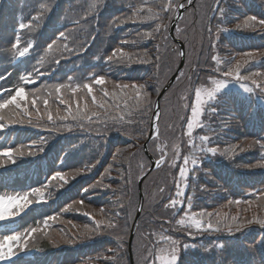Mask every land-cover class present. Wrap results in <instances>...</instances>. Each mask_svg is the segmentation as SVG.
Returning <instances> with one entry per match:
<instances>
[{"label":"trees","instance_id":"obj_1","mask_svg":"<svg viewBox=\"0 0 264 264\" xmlns=\"http://www.w3.org/2000/svg\"><path fill=\"white\" fill-rule=\"evenodd\" d=\"M158 0H151L148 4H154L151 7L146 8V12L142 14H137L136 20L143 22L144 25L140 26V29L135 32V37H131V44H134V46L138 45L139 47L135 49V51L127 53V57H124L125 61L133 62L137 61L140 62L145 58V51L148 52V54L152 57L154 53L157 51H160V49L163 47L162 44H167V33L162 29V27L165 25L166 22L170 20V12L166 13L165 10V3L163 4H157ZM163 7L164 10H161ZM150 8H154L153 12L150 11ZM148 17V18H145ZM159 25V29H157V26ZM151 33V35H148ZM151 40V43L147 45V42ZM138 41V42H136ZM133 47V46H128ZM172 58V57H171ZM171 58L167 57V63H166V69L171 68ZM155 60V56H154ZM125 73L130 72V70H124ZM157 69L154 70V72H148V75L146 77L140 78L142 75L138 73L137 71H134L132 74L133 79H135L136 84L134 85H140L145 84V89L143 91H146L148 95L144 97L141 93V97L138 99L136 92L129 87L128 89H121L115 87L117 84L112 83L110 86H107L106 92H108V96H101L97 98L98 101L103 100L106 104L105 112H104V121L106 122H121L125 123L126 126L124 132L130 133L131 129L136 126L138 132L136 136H131L133 139V142H142L145 138L146 131L144 130V125L148 124L150 113H151V103L153 100L154 95L157 94V90L159 87L164 83L166 80V74L163 70H159V73L157 74ZM158 83L160 85L158 86ZM62 99L58 98V101H61ZM97 108V106H95ZM50 114L54 117L59 119V116L66 115L65 110L61 102L53 101L50 106ZM45 107H41L40 110H35V113L42 117H47L45 114ZM118 118V120H117ZM117 145L113 146V149L111 150L108 161L115 158L120 157L121 160L123 156H126L127 153L130 152L132 144L125 143L123 141H118L116 143ZM114 163H111V165L108 168V173L111 168V166ZM105 166H103L102 170L100 171L99 177L103 174V170L105 169ZM102 187L108 188L109 183L107 177L103 178ZM95 215L99 216L102 220L108 218V214H102V213H94ZM73 220V221H72ZM85 226H87L88 229H91L93 231L98 230L95 224L90 223L86 220H82L77 217H73L70 219V223L68 224L67 230L73 229L77 231V237L81 238L84 236H89L90 232H85ZM124 227V225H123ZM92 232V231H91Z\"/></svg>","mask_w":264,"mask_h":264},{"label":"snow or ice","instance_id":"obj_2","mask_svg":"<svg viewBox=\"0 0 264 264\" xmlns=\"http://www.w3.org/2000/svg\"><path fill=\"white\" fill-rule=\"evenodd\" d=\"M192 0H189V3H191ZM170 7V5H169ZM217 8H219V4L217 3L216 5ZM161 10H164L163 7ZM145 18H148V17H145ZM129 19H132L131 17ZM248 21H252L253 24H256L258 23L259 25L261 26H264V19H260V20H257V17L255 16H251V17H248V20L245 22V25L247 26V23ZM121 24L125 23V21L121 20L120 21ZM21 29H23L25 27L24 24H20L19 26ZM237 28H240V25H237L236 26ZM157 29H159V25L157 26ZM226 29L223 28L221 29L219 27V25H217V34H216V40L218 41L219 39V34L221 31H225ZM177 31H179V29H177ZM208 32L209 34L211 35L212 34V29L209 28L208 29ZM61 37L65 36V33L61 32L59 34ZM148 35H151V33H149ZM13 48L17 49V51L19 52V55L20 56H24L28 51H29V48L31 47V45H29V47L27 48H24L23 50H20L17 46V44H13L12 45ZM52 45H49V48H51ZM212 47L215 48L216 47V42H213L212 43ZM117 51H119V49H117ZM116 55V53H113V55H110L108 57V60L109 61H112L113 60V57ZM124 57H127V53H123L122 54ZM145 55H147L145 53ZM248 55H251V54H248ZM264 55V54H262ZM157 67H159V61H160V57L157 56ZM212 59H216L215 56L212 57ZM253 59H255V57H253ZM145 63H147L148 61H143ZM249 61L248 60H245L243 64L241 63H237L236 65V71L238 72L240 68L244 67V64H248ZM181 75L183 76L184 74L181 73ZM226 76H231L233 75V71L230 69L229 72H227L225 74ZM255 76H258V77H264V73H256L254 74ZM0 79H2V77H0ZM21 79H24L23 77ZM179 79V77H178ZM240 79H248V77H240ZM254 83L257 84V87L261 88L262 90H264V83H261V82H258L256 80L253 81ZM95 83L98 84V85H103L105 83V80H104V77H97L95 79ZM60 87L62 86H58L56 88V91L59 92L60 91ZM84 88H86L88 90V94L91 95L92 92H93V89L90 85L88 84H85L83 86ZM115 87L117 88H121V89H128L129 87H131L135 92H136V95H137V98L139 99L141 97V93L144 97H146L148 95V93L146 91H143L145 89V84H140V85H128V84H123V85H116ZM225 87V84L223 82H221L220 84H218V86L212 91V92H208L207 95H208V98L209 99H213L214 98V95L216 93H218L221 89H223ZM245 91H251V89L245 87ZM108 92H105V96H108ZM200 90H197L196 92V96H197V101L199 102L200 100ZM26 100V93H25V89L23 87H17L15 89V94H9L7 96L6 99L3 100L2 103H0V109H4V108H8L10 106H14L15 108L17 109H21L22 108V105H21V101H24ZM61 103H64L63 100L60 101ZM93 102L95 103V97H93ZM47 103V102H45ZM32 107L33 108H37V104L35 101H33L32 103ZM99 107L101 108H106V104L104 102H101ZM192 113H193V118H198L199 116V108L198 107H193L192 109ZM45 114L47 115V119L48 121L50 122H54V117L47 112V109H45ZM94 115H99L98 113H94ZM30 116V113L28 112V110L26 108H24L21 112L18 113V118L15 119L13 122L14 123H18V124H24L25 123V118L29 117ZM69 117H71V119L73 120H82L85 118V114L82 113L79 109V107L75 110V111H72L71 108H68L67 110V115H63V116H59V119L60 120H66L68 119ZM37 118H39V115L37 113ZM5 117L0 114V121L4 120ZM157 119H159V117H157ZM28 123H32V120L31 119H28L27 120ZM33 126H36L35 124H33ZM82 126V125H81ZM0 127H4V125L0 124ZM60 127H67L68 130H71V125H61ZM191 129H192V120H189V133H191ZM52 131H56V130H59L55 127H53L51 129ZM119 130V129H118ZM203 140H208V137H203L202 138ZM43 142V141H42ZM191 143V141H190ZM254 143L256 144H259L261 149H264V143H261L260 141H254ZM193 149H195L197 146L195 144L192 145ZM201 152H204L205 149L204 148H200L199 149ZM207 152H210L212 153L213 155L216 154L217 152V149L216 148H208L206 150ZM227 152V154L229 156L233 155V153L235 152V146H233V148L231 149H227L225 150ZM241 151H243V149H241ZM34 153L32 152H29L28 155H33ZM0 156H3V157H7L9 160L13 161V153L11 150H5L4 152L0 153ZM198 159H201L200 157H193L191 159V163L192 165L195 167L197 166V162H198ZM189 163V160L188 158H185L184 160V164L185 166ZM257 165H254L253 167H256ZM259 167H264V164H260L258 165ZM180 176L181 177H186V167H181L180 168ZM60 179V180H64L65 183H67L66 179H65V176L62 175L60 172H56L55 174V177L54 179ZM93 187H95V185H93ZM184 191H185V188L184 187H181L180 184H177V191H176V196L179 197V196H183L184 194ZM0 200H4L5 201V198L4 197H0ZM8 201H17V202H21L24 207H22L20 210L16 211L14 210L11 215L14 217L16 215L19 214V212L23 211L24 209H27L30 204L32 203L31 201H29L27 199V197H23V198H8ZM188 206L191 207L192 206V197L189 196L188 197ZM177 203L176 200H173V204ZM231 203V201H230ZM239 203V202H237ZM118 215V213H117ZM202 217L203 216H207L209 218H211L213 216V213H201L200 214ZM7 218H9L7 215L3 216V217H0V221H4L6 220ZM193 220V225L194 227L197 229V230H200V231H216V232H219V231H222L224 228L227 229L228 233L231 234L233 233V226H232V223L231 222H227L225 223L222 219H217L215 221L211 220V219H208L207 223H203L200 219H194V218H190ZM238 219V217H233L232 218V221H236ZM253 221H247V223H252ZM256 223H259L260 226L264 227V219H260L258 221H255ZM100 223H103V221H101ZM180 223H184V221H180ZM109 227H117L118 225H114L112 223H109L108 225ZM99 227V226H98ZM244 225L243 224H238L236 227H235V231H240L241 228H243ZM37 231L36 228H33L30 230L31 233H35ZM93 230L91 229H88L87 226H85V232H91ZM28 232V230H26V233ZM21 237L19 235H11V236H5L3 241H0V258H3V257H6L8 256L10 253H11V247H10V243L11 241H16L18 239H20ZM64 243H67V244H72L75 242V239L74 238H67L65 237L64 238ZM174 244H176L177 246H175L173 248V251H172V257H171V261H170V264H175L176 260H177V253L179 252V247H178V244L177 242H173ZM5 244H9V247H8V251H5L4 250V247H5ZM189 245H185V247H188Z\"/></svg>","mask_w":264,"mask_h":264},{"label":"clouds","instance_id":"obj_3","mask_svg":"<svg viewBox=\"0 0 264 264\" xmlns=\"http://www.w3.org/2000/svg\"><path fill=\"white\" fill-rule=\"evenodd\" d=\"M24 205L17 201H7L0 200V217H3L14 210H20Z\"/></svg>","mask_w":264,"mask_h":264},{"label":"rangeland","instance_id":"obj_4","mask_svg":"<svg viewBox=\"0 0 264 264\" xmlns=\"http://www.w3.org/2000/svg\"><path fill=\"white\" fill-rule=\"evenodd\" d=\"M218 84H220V83H217L216 84V87L218 86ZM206 96H208V95H206ZM203 101H205V97H203ZM228 212V210L227 209H224V211H222V212H220V213H227Z\"/></svg>","mask_w":264,"mask_h":264}]
</instances>
